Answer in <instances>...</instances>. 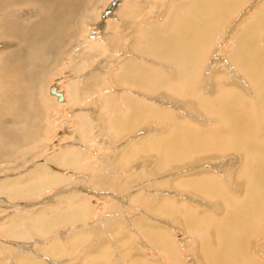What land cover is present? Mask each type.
Wrapping results in <instances>:
<instances>
[{
	"label": "bare ground",
	"instance_id": "bare-ground-1",
	"mask_svg": "<svg viewBox=\"0 0 264 264\" xmlns=\"http://www.w3.org/2000/svg\"><path fill=\"white\" fill-rule=\"evenodd\" d=\"M97 1H99V0H0V37L2 38V39H0V51L5 50V49L9 50V51H5L3 53V55L1 54L2 56H0V112H7L6 110H9V112H10V116L8 119L1 120V117H0V148H3V149L7 148L6 145L9 143V141H11V143L20 144L19 146H16V147H21L24 144L23 140L25 138V135L28 133V131L30 130V128L33 125L35 126V124L37 123V120L40 119V117L37 115L36 112H41V109L37 106L35 99H34V95H35V91H36V87H37L38 83L40 81H42L41 85H44V83L46 82L47 76L52 73L51 71H52L54 66L52 67L51 65L57 61V58L60 57V54H61V52L59 51L60 47L64 46V44L65 45L68 44V38L70 37V34H71L70 29L72 27L74 28V36H76V34L79 33L80 28H78V24H80L84 20L83 15L85 14V11H87V6L90 5V3L94 5V3ZM121 1H123V0H116L112 6V10L109 13H107L106 16L100 18V13H99V17L97 18L96 22L93 23L97 30H101L103 27H105L108 19L111 18L113 20V19L119 18L118 14H117V5ZM215 1H216L215 4H211L212 2H215ZM230 1L232 3H235V4H239V3H242L244 0H230ZM230 1L229 2L226 1V3L223 4L224 0H219L218 2H217V0H184L183 5L180 4V6L174 7L173 10L170 12L171 14L167 16L171 21L168 20L167 18L164 19L166 21H169L168 23L166 22V26H169V31H170V34H168V36H164L162 34L163 31H161L160 28H159V30H154V27H153V29L150 30L149 29V26H150L149 23L146 24V28L144 27V30H142L143 28L137 29V31L142 30V33L147 35V37H145L147 40L149 39L152 42L160 45L161 48H159L158 56H157V58H155L156 60H154L152 62L153 64H155L156 66H159V67H157L156 69H154V68L151 69V68H149L148 63H146L147 65L139 64L138 61H135L133 59H129V60H126L123 62L124 73L122 75H120L117 82L122 81L121 83H123V85H124V83H126L127 87H126V85L125 86L122 85L124 88L122 90L121 98L123 99L125 104H128V105L131 104L134 106L142 107L143 111H141L140 115H141V117L143 116V118L145 120L147 118H150V120L152 119L150 121L151 122L150 125H148V126L146 125L147 127H142L141 129H143V130H140L139 133L134 132V137H139V134H142V135L148 134V133H140L141 131H143V132L146 131V132L151 133L156 128L154 126V123L157 122V120L164 121L163 127L162 128L159 127L160 129H158V133H156V135H154L153 137L148 138L147 141L155 142L156 140L159 141L161 139H166V140L168 139L169 143L167 144L165 149H162V148L160 149L158 146L155 147L156 149H158L159 154L162 155L163 153H165V155L168 157V162L172 163L171 166L165 170L177 169V168L188 163L189 160H185V159H187V157H188L187 154H188L189 150L187 148H183L182 155H179L176 153V149L179 148L181 144H183V143L186 144L188 141H191V140H192V142L188 147L190 148L191 152L193 154H196V155H197L196 148L192 146V143H196L198 145H204L203 147H208V148H213V143H215L214 147H216V150H217V147H225V148L233 147V148H236L238 146V149H240V150H241V148L244 149V147H247L246 143H245L246 140L242 141L243 140L242 138L237 139L236 137H234V134H236L234 130H236L240 124L241 125L245 124V122H242L243 120L241 119V118L244 119V117L237 116L240 114V112H238V110L236 109V104H237V98L235 96L236 93L234 95H229V96H224V94H219V95L213 97L214 98L213 106H215L214 108H215V110H217L216 112H218V115H221V117L224 118L223 121L226 124L229 123V130L230 131L232 130L234 132L229 137H227L226 136L227 133L224 132L226 125H223V123H222V125H220V127H218L219 128L218 133L222 132L221 138H219V140L207 139L205 141V143L203 142V140H200L198 138V134H197L198 130L196 131L194 128H189L185 124L183 125V120H181L182 116H180V115L178 116V115L169 113L166 110H165V112H162V110L160 112L158 110L159 108H156L154 106V104H152L151 106L148 105L147 103L146 104H138V101H137V99H139V97H140V99L146 98L145 95H148V97H149L147 100L148 102H149V100L152 101V98L155 101V103L157 101H159L160 99L165 100V98H166L165 94L166 93L163 92L161 85H162V83L166 82V77L168 78V81H169L168 84L170 85V82H171V84H172L171 86H173V88L176 87L178 90H180V91L182 90V91H186V92L193 90L194 86H195V80H193L194 77L192 78V76H194L195 71L196 72L198 71L197 69L202 70V75L200 76L201 78L199 79L200 83L198 82V84L202 86V91H201L202 93H199V94L197 93L198 94L197 96H199L200 94H203L205 97L211 96V92L209 91L211 89V88H209L211 86V83H209L208 81L211 78V75H212V79H213L214 72L218 71V69L216 68L218 66L216 64H213V66L216 69L211 71L209 74L206 73L205 72L206 71L205 66H204V63H206V59L202 60L200 57L201 53L204 50L203 46L198 45L196 48L192 49V45H194L195 42H200L203 39V36H207V34L203 35V31L208 30L214 22H218V20L222 21L223 19H226V18L228 19L227 15L230 12L229 13L227 12L228 13L227 15H225L226 12L223 14H219L217 17L218 20L215 19L216 16L214 17V12H217V11L221 12L222 10H227V9L231 10L232 4H230ZM132 2H134V1H132ZM157 2H159V1H157ZM107 3H108V1H107ZM255 3H256V0L254 1L253 4L255 5ZM127 4H128V2H127ZM176 4H178V3L176 2ZM235 4H233V5H235ZM17 5H19L18 8H16ZM20 5H21V7H20ZM172 5H174V4H172ZM261 5H263L262 6L263 9L258 10V14L254 16V19H253L254 22L252 21L251 23H246L243 27L245 29V32H246V30H249L248 33H245V35H248L247 41L245 42V44H248V50H246V51L243 50L241 52H237L239 50V39L234 38L233 46L231 48H229L227 45V47L230 50L228 49L229 52H227L226 57L228 59L230 58L229 59V61H230L231 57L240 56L241 57L240 61L248 63V64L246 63L248 73L245 77L247 78V80L248 79L252 80V81L256 80L258 82V85H260L263 88L261 90L262 91L261 98L257 102L261 106L262 111H264V40L262 39L261 41H256L257 43L259 42L258 45H260V42L263 44V45L261 44V47L255 46V43H256L255 38L256 37L260 38V39L264 38V0L261 2ZM125 6H127V5H125ZM12 8L14 9V11H12ZM149 8L151 9L150 5H149L147 10H149ZM147 10H146V12H147ZM124 11H125V9H124ZM239 12H241V11H239ZM139 13L141 14L140 10H139ZM7 14H9V15L7 16ZM138 14H135V15L138 16ZM140 14L138 17H141ZM160 17H163V16H159V18ZM133 18L131 20H133ZM160 19H162V18H160ZM162 21H160V22L163 23ZM173 23H174V26L176 28L173 27ZM158 25H159V23H158ZM224 27H226V26H224ZM225 36H224V38H225ZM235 36L237 37V35H235ZM140 38H136V41H134L136 45L139 44L138 41L140 40ZM228 41H230V40H228ZM233 41L231 40V43ZM214 42H216V41H214ZM166 43H169V45H171V48H172L171 50L169 49L168 51H164L165 48H162V47L166 46ZM220 43H222V42H220ZM87 44H90V43L87 42ZM130 44H131L130 46L132 47V48L130 47V51L132 52L131 56H133V57L142 59L141 56L142 57L147 56L149 51H150L149 48H146L145 44H142V45L139 44L140 50L134 51V43H130ZM168 47L169 46H166V48H168ZM110 48H111V46H109V49ZM113 49H114V46H113ZM109 51L110 50H107V52H109ZM95 52H97L96 49H95ZM178 52H184V54H186L187 52H190V54L192 55L190 64H186V63L180 64L178 62V61H180V59L177 56ZM79 53L80 52L78 51L77 57L75 56V53H74V55L71 54V55L75 56V58H73V59H75V60H77V62H79V64L76 62L78 65L76 63H74L79 68V70H77L79 72V74L78 75L74 74V75L79 80L84 81V82H82L83 83L82 85H79V86H82L81 89L84 87L86 89L84 88L81 90L79 88L81 91L77 92L78 91L77 87H79V86H77L74 82V84H71V89H69L70 91L67 92L62 88L63 86L60 84V81H58L59 77L56 78L55 80H53L51 82V84H54L56 87V90L60 91L62 94V99L61 100L56 99L57 102H65V101H69V100H72L71 103L73 102V100L78 102L77 98L79 100L87 98L86 102H89L91 99H96V100H94V103L91 104L93 108L95 107V110H93V108H91L92 111L95 112V116L93 117L94 119L91 121V119L89 118L88 121L90 123L96 119L95 122L99 123V122H101V119L98 116V108L100 105L97 101L98 98L96 96L98 94H94V91L98 90L97 85L99 84V82H98V76L99 75L96 74L98 70L97 71L93 70L94 68H96L95 65L93 67L92 66L89 67V59H91L90 56H86L84 54L79 55ZM86 53H88V52H86ZM93 54H94V52H93ZM103 56H104V53H103ZM218 56H220V55H218ZM105 58H107V57H105ZM116 58H117V56H116ZM221 58H223V57H220L217 61L222 62ZM102 59L99 60L101 63L103 61ZM186 61L187 60H185V62ZM71 62H73V61H71ZM59 64H61V63H59ZM129 64H131V65H129ZM210 65L211 64H209V66ZM72 66H73V64H72ZM153 66L154 65H152V67ZM237 67H239V66L237 65ZM220 69L222 70L221 67H220ZM166 70L168 71V75L165 77L164 72ZM173 71L177 72L179 74V76L177 75V73H174ZM187 73L190 76V78L186 77ZM222 75H223V73H222ZM203 76L205 77V79L203 78ZM207 76H208V81H206ZM224 76L228 78V76L226 74H224ZM242 76H244V75H242ZM236 77L241 78L240 75L236 76ZM60 80H61V78H60ZM228 82H230V80H228ZM232 82L234 84H236L234 81H232ZM51 84L48 85V88ZM46 85H44L45 88H46ZM128 85H132L133 87L130 89ZM108 87L109 86H103L100 89H106ZM261 87H259V88H261ZM256 89L258 90L257 87H256ZM39 92H40V90H39ZM38 94H37V96H38ZM40 94H41V92H40ZM49 94H50V92L48 91V95ZM104 94H106V99H109L110 94L107 92V89H106V92ZM50 95L52 97L54 96L56 98L55 95H52V94H50ZM136 95H138V96H136ZM168 95H167V97H168ZM172 96H173V94H172ZM66 97L68 98V100ZM46 98H48V97H46ZM244 99H245V97H244ZM188 100L190 101V98ZM203 100L205 102L203 101V103L201 105H199V108L201 109V107L203 106V110L205 108L204 111H208L209 108H211V107H206L207 104L209 103V99L204 98ZM40 101H42V100L40 99ZM43 101L45 102V100H43ZM168 101L170 102L169 99H168ZM84 102H85V100H84ZM171 102L177 103L178 106H180L181 108L183 107V105H185V103L190 104V102L186 101V99H184V98L183 99L180 98V100L174 99V100H171ZM253 103H254V101H253ZM257 104H255V105H257ZM43 105H42V107H43ZM243 105H244V103H243ZM248 106H249V104H248ZM88 107L89 106L86 107V104H83V102L81 103V105H80V103L77 104V108H75V106H74V108H75L74 112H77L74 120L75 121L80 120L83 125H81V124H77V125L82 127L84 130L88 126H90V125H87V122L85 121L86 118L83 115V112H85V113L87 112L86 110ZM96 107H97V109H96ZM33 109H35L36 112H33ZM113 111H115V110H113ZM131 112H133V114H134V119H133L132 113H130L128 116L130 120H133L131 122V124L138 123V110H137V108L132 107ZM246 114H247V112H246ZM73 115H74V113H73ZM126 115H128V113ZM186 115L188 118H189V116H192L191 120H193V121H196L198 118V121H200V123H204V124L205 123L208 124L209 122L213 121L214 117H216L215 114H212L210 112H199V116L196 113L192 114L191 112H188V113L186 112ZM240 115H242V114H240ZM36 116H38V119H36L37 118ZM237 117L238 118L240 117L239 118L240 121L237 120ZM183 118H185V117H183ZM141 119H140V121H141ZM245 120H247V118ZM201 121H203V122H201ZM214 121H216V120H214ZM247 121H246V123H247ZM114 123H115V120H114ZM116 123H118L117 124L118 128L122 129L121 132L118 131V133H120V135H121V133L123 131H126V129H127V128L123 129V127H124L123 124H125V122L120 120V116H119L118 122H116ZM8 124H10L12 126L11 131H7L5 129V126L7 127ZM97 124H96V126H97ZM99 124H101V123H99ZM170 124H172V125L169 128L170 132H168V127ZM29 125H31V126H29ZM247 125H249V124H247ZM93 126H94V124L92 123V128H93ZM260 126L262 127V125H260ZM240 127H244V126H240ZM249 127H250V125H249ZM180 128L183 130L179 132L178 129H180ZM262 129H264V128H262ZM35 130H36V128H35ZM95 131L97 132V130H95ZM20 132L22 133L21 136H19ZM32 132H33V130H32ZM32 132H29V133H30V135L33 136ZM72 133H73V130H72ZM85 133H87V131ZM202 133L205 136H210L212 138V135H211L212 132L211 131L209 132V131L204 129V131H201L200 134H202ZM247 133H249V132L247 131ZM90 134H91V131H90ZM135 134H138V135H135ZM167 134L169 136L166 137ZM161 136H162V138H160ZM243 136H245L244 133H243ZM87 137H89V136H87ZM245 137L247 139V136H245ZM77 138H78V136H77ZM32 139H33V137H32ZM257 139H258V136H257ZM37 142H39V141H37ZM35 144H36V142H35ZM262 144H263V141H262ZM248 145H250V144H248ZM37 146H38V144H37ZM85 146L86 145H84V147ZM149 146H154V144L149 143ZM14 147H15L14 145L11 146V148H10L11 151L9 150L10 153H8L7 150L5 151L7 153H5L4 151L2 153H0V162L2 160L4 162V159L9 158L10 156H13L12 149ZM25 147L28 148V146H25ZM24 148L23 147L20 148V149H22V152H24V150H23ZM113 148L116 151V147H113ZM213 149H215V148H213ZM218 149H221V148H218ZM1 150L2 149H0V151ZM120 150L121 149H119V151ZM216 150H215V152H216ZM258 150L261 151L260 153H261L262 157H260V160H259L260 162L258 163V165L253 170L256 171L257 173H259V172L261 173L264 171V146H262L261 149H258ZM250 152H252V151H250ZM3 153H5V154H3ZM24 153H27V151H25ZM208 153H209V151H208ZM148 155L150 157H152V154H148ZM68 156L69 157L66 156L67 159L65 158L61 164L62 166L65 164V166H63V167H66V165H73V163H74V165H76L75 162H77V161H76L75 154L73 152L72 153L69 152ZM214 158H215V156H212V155L209 156L208 158L207 157L202 158V157L197 155L195 160H191L189 162V164H190V166H193L195 164H197L195 166H198V165H201V164H198L200 161H205L204 163H207L210 160H213ZM218 159L219 158L217 156V159H215V160H218ZM149 160H150L149 157H147L146 159H144L142 161L143 167L145 166L144 162L149 161ZM223 160H225V158ZM85 163L86 162H83L82 164L77 163V165L80 164L78 167L82 168V166H85ZM106 163L113 164L114 162H112L111 160H108L107 162H105V164ZM215 164L218 165L217 162ZM119 165H121V164H119ZM140 165H138V167ZM67 167H69V166H67ZM115 167H117L116 163L111 165L108 169L106 167L107 173L109 175H111L110 172H114L116 169L121 168V167H118V168H115ZM43 168H44V166L38 167L37 172H39V176L37 178H35L34 177L35 175H33L30 179H29V177H30L29 176V177L21 178L20 180L13 181V182L8 180V179H2L3 182L1 183V181H0V192L1 191H7L9 193H6V194H10L11 196H13L16 199L19 198V199L31 200V199L36 198L37 196L41 195L43 193V190L46 188H49V186H52V185L53 186H56V185L59 186L61 183H63L64 180H62L61 178H59L57 180L58 177L54 172L49 171L48 169L44 170ZM216 169H218V168H216ZM190 170H192V169H190ZM195 170H196V168H195ZM108 171H110V172H108ZM198 171L199 170H197V172ZM206 173L210 177L214 176L215 178L219 179V175L215 171H213V172L206 171ZM231 174H232V172H231ZM194 176H196V175H194ZM194 176L192 177V178H195L193 180H191L190 178L187 177L189 179V181H187L186 183H188L190 181L192 182L193 186L191 189H190L191 186H188V184H185V180H188V179H185L184 183H181V182H183L182 178H181L180 182H178L175 179L177 182L176 184L180 183V185H177L178 190H175V191L169 190L167 188L169 186H165L166 187L165 189H159L160 192L162 191L163 194L169 192V193L177 194V196H178V193L185 191V189L187 188V190H189V194H191L190 197H188L189 195L187 197L192 198L191 201L193 202V204H192V202H188L189 204L186 203L185 205H183L185 203L184 200L177 198V196H174L172 198L173 202L175 203V205L177 207L178 206L183 207V210L181 209V207L179 208L181 213H182V216H181L182 222L178 221V224H179L178 226H179V228H181L183 230V232L185 234L184 238H186V243L189 242V244L192 245L190 252L191 251L193 252V249L195 251V248H196L195 246L197 245L198 246L197 251H199V253H201L202 255H207V256L210 255L211 250H213L211 248L210 244L213 243L212 241L216 242L217 238L219 240H221L219 238V236H221V238L223 240L225 239V242H227L229 244H230V242H232V245L235 248L236 247V241H240V240L242 241L244 239H247V237L250 236L251 232L254 231V224L258 220H262L261 226L259 227V229L255 230V232H256L255 237L251 238V240L247 244H244L241 247L242 252L245 255L243 264H255L254 261L257 262L258 259H259L258 264H261L262 258L260 259L258 257V255L260 253L257 254V252L254 251L253 246H254V242L261 244V245L264 244V205L260 203L261 199H258V201H257V198H259V197L264 198V185H260L258 182L254 183L255 180H252L251 182H249V184L250 185L254 184V186H253V189H251V191H249V192L247 191L246 188L243 190L244 193H242V191L241 192L238 191V193H237L236 192L237 189H235V191L233 189V194L236 196V199H235L233 205L230 206L229 203H227V205L225 206L222 202H219L220 199L218 200V198L215 194L217 186L216 187L214 186V182L208 183L209 181L206 180L205 176L202 174V171H200L196 177H194ZM33 177H34V179H32ZM116 177L113 175L110 176V178H112V180L115 179ZM124 177H125V175H124ZM119 179H120V177H119ZM172 180L173 179H166L162 183H172ZM225 180H226V178H225ZM227 181H229V179H227ZM232 181L234 183L235 179H232ZM248 181L249 180H247V182ZM238 182L241 183V180L238 179ZM190 183H189V185H190ZM229 183H231V182L229 181ZM229 183H227V184H229ZM163 185H166V184H163ZM62 186L64 187V185H62ZM184 187H186V188L184 189ZM257 187H258V191L256 192L255 189ZM87 188H88V186H87ZM113 188H115V187H113ZM227 188H233V187H230V185H228ZM59 189H61V188H59ZM83 189H81V191L84 192L85 189L84 190ZM88 189L90 190V188H88ZM118 189H120V188H118ZM155 189H157V188H155ZM228 190H231V189H228ZM57 191L61 192V191H63V189L57 190ZM131 191H133V190H131ZM85 192H86V190H85ZM231 192H232V190L228 191V196ZM151 193H153V191ZM240 193H241V195H240ZM153 194H155V193H153ZM65 197H68V196H65ZM83 198H85V197L83 196ZM46 199L47 200H44V203H48V205H51L53 202L52 197L46 198ZM143 199H144V197H143ZM197 199H199V200H197ZM121 200L122 199H118V201H121ZM135 200H137V198ZM137 201H139V200H137ZM164 201L165 200H162V199L160 200V204H159L160 207H157V212L163 213V214L169 216V214H170L169 211L172 210V207L169 205V203L164 202ZM32 203H26V204L22 203V204H20V206H22L24 208L28 207V206L32 207L33 205H28V204H32ZM131 203H134V202H131ZM142 203L146 204L144 202H142ZM122 204H121V206L124 207V204L123 205ZM126 204H129V203H126ZM88 205H89L88 203L85 204L83 201H81L79 199H76L74 203H70V204H67L63 201L62 203L60 202L55 207L46 206L43 209H39L38 213L32 214L29 216V218L28 217L26 218L27 222H25L26 224L24 226L21 225L22 223H18V222L8 223L5 226V228H0V236L6 237L7 240H14V238H12V237H15V238L20 239L21 241L17 240V242L14 241V243L12 242V243L5 244V246H3V250L0 252V256H1L2 252H4L5 255L2 256L0 259L3 260V258H5L7 261L9 260V263H11V261H14L15 259H17L18 264H42L40 261L44 260L45 257H47V258L53 257V258L58 259L59 255H60V257H65V258H63V260H60V261H57L56 259H53L54 261L48 260L47 264H68V263H65V261H67V258L69 257L68 260L72 259V258H70L71 257L70 254L76 256V249L81 246L80 248L84 247L83 250H84V252L86 251L85 255H83L82 257L80 256V258L78 257V260L76 261V263H74L75 262V260H74V262H70V264H82L81 261L85 260V259L89 260L88 264H117L116 261H120V263H118V264H124L125 257H129V259H132L133 262H135V263L139 262L138 264H140V260H145L147 262L151 261L150 264H153V261H152L153 258L151 256L150 257L146 256L145 255L146 253H143L141 251V248L138 246L137 242L132 241V237L130 235V232L127 231V234L124 235V232H126V230H125L126 226L124 227L123 223H124V220H127V217H129L130 214H129V216H127V214H123L122 216L126 215L124 220L116 219V217H120V213L118 212L120 210V208L118 207V205H116L115 208L109 207V209L107 210L108 213H105L106 216L102 217V219L100 221H97V222L95 221V222L89 223L88 219H90V217L88 218V215L92 211H91V209H89L88 212L85 210L86 206H88ZM218 208H221V212H219V213H217ZM151 210L154 212L155 209H151ZM123 213H124V210H123ZM100 216H102V215H100ZM147 217H148V219L154 218L153 216H150V215H148ZM138 218H140L141 220L137 219V222H136V219H134L133 222H131V225H132V229H136V232H137V234H139V237H140V235L142 237H144V239L147 241L146 244L148 246L150 245L151 248H154L155 250H157L160 253H167V255H170V253L172 251V253L174 254V258L177 262L176 264H182L181 257L178 253L179 249L176 248V247H178V245L173 244L174 241H173V243H171L170 247H168L166 245V235H167L166 229L163 227H158V226H153L152 224H148L147 218L144 216H138ZM221 218H223L222 220H224L225 222L221 221ZM95 219H96V217H95ZM211 222H214L216 225H213ZM222 222H224L225 226L228 224L229 225L228 228H224L223 226H221ZM96 223H97V225H96ZM134 223H135V226H134ZM125 224H127V223H125ZM237 224H238V230H237V232H235L234 228ZM66 225H67V231L69 234H68V236H62V233L66 232V230H65ZM166 225H168V223ZM26 226H28L29 228L33 227L34 232L36 233V235H38L37 239H41V237L43 236L42 234L45 232L49 233V232L56 230V229L57 230L61 229V230L58 231V235L56 234L53 236L52 243H50L49 246L47 245L48 246L47 247L46 245L41 246V243H42L41 240L35 239L37 242V245H32L30 242H27V238H26L27 237V229H24V227L26 228ZM106 228H110V230H108L109 231V237L107 238V242H108L107 244L105 242H103L104 239L100 236L106 230ZM118 234L120 235V238H118L120 240V242L116 241V243H115L113 241V239L117 238ZM47 235H45V236H47ZM128 235H130V236L128 237ZM10 236H12V237H10ZM91 236H95V237L98 236V239L101 240L102 244H100L98 246H94L89 241ZM67 237L70 238V241H69L71 244L70 250H65L66 247L64 246V242H65L64 239ZM59 238H61L63 241L60 240ZM226 239L230 240V242L226 241ZM114 243L116 246L110 248V246H112ZM141 243H140V245H141ZM227 243H225V244H227ZM172 244H173V246H172ZM0 245H3V244L0 243ZM85 245H91V248L88 249L90 252L87 251ZM104 245H108V247H109V250L108 251L106 250V254L108 255V259H107V257L104 256L105 255V253L103 252L105 250ZM142 245H145V243H142ZM218 245H221V244H218ZM35 247H38L39 251H41L40 252L41 254H39L40 255V259H38L39 261H34L29 257V255L36 253L35 251H38L35 249ZM224 248H227V247H224ZM224 248H223V251H224ZM79 249H77V251ZM112 249H113V253H112ZM142 249H143V246H142ZM16 250H21L22 252H16ZM23 254H25V256H23ZM220 254H223V252ZM246 254L251 255L252 262L251 261L248 262ZM140 256L142 257V259L141 258L137 259ZM217 256H219V255H217ZM143 257H144V259H143ZM212 257H214V256H212ZM165 258L168 259L169 257L167 258V256H165ZM209 258H210V256H209ZM209 258L208 257H207V259L204 258L205 264H212L209 262V260H208ZM111 259H114V260H111ZM67 262H69V261H67ZM147 262H144V263L147 264ZM218 262H217V264H218ZM229 262H230V264H232L231 261H229ZM203 263H204V261H203ZM171 264H173V263L171 262ZM174 264H175V261H174ZM234 264H235V262H234Z\"/></svg>",
	"mask_w": 264,
	"mask_h": 264
},
{
	"label": "rangeland",
	"instance_id": "rangeland-1",
	"mask_svg": "<svg viewBox=\"0 0 264 264\" xmlns=\"http://www.w3.org/2000/svg\"><path fill=\"white\" fill-rule=\"evenodd\" d=\"M107 1H109V0H107ZM107 1L106 0H99V1L95 2L94 5L90 3V5L87 6V11H85V14L83 15L84 20L80 24H78V28H80L79 33H77L76 36H74V28L72 27L71 28L72 30L70 29L71 34H70V37L68 38V44L67 45L64 44V46L60 47V50H59L61 52L60 57L57 58V61L51 65L52 67L54 66L52 71H51L52 73L49 74L46 78L45 83L47 85L44 83V85H46L47 89L45 88L44 85H41L42 81L39 82L40 84L38 83V85L36 87L34 99H35L37 106L41 109V112H36L35 109H33V112H36L37 115L40 117V119H38V116H36L37 117L36 119H38L37 123L35 124V126L33 125L30 128L31 131L28 129L29 131L25 135V138L23 140L24 144L21 147H16V146H19L20 144L11 143V141H9V143L6 145L7 148H4V149L0 148V149H2L0 151V153H2L3 151L5 152L6 150L8 153H10L11 146H13V145L15 146L12 149L13 156H10L9 158L4 159V162H3V160L0 162V181H1V183L3 182L2 179H8V180L13 182V181H18L21 178H25V177H29V176H30L29 177V179H30L33 175H35L34 177L37 178L39 176V172H37V170H38V167H41V166H44V168H43L44 170L48 169L49 171L54 172L58 177L57 180L59 178H61L64 181L59 186L58 185L49 186V188H46L43 190V193L41 195H39L36 198H33L31 200L19 199V198L16 199L13 196H11L10 194H6L9 192L1 191L0 192V228H5V226L10 222L22 223L21 225L24 226L26 224L25 222H27L26 218L27 217L29 218V216L32 214L38 213L39 209H43L46 206L55 207L60 202L62 203L63 201L67 204H70V203H74L76 199H79V200L83 201L85 204L86 203L89 204L85 208V210L87 212L89 209H91V211H92L88 215V218L90 217V219H88L89 223L95 222V221L96 222L100 221L102 219V217L106 216L105 213H108L107 210L109 209V207L115 208L116 205H118V207L120 208V210L118 211L120 213V217H116V219L124 220L126 215L125 216H122V215L127 214V216H129V214H130V216L127 217V220H124V223H123L124 227L126 226L125 227L126 232H124V235L127 234V231L130 232V235L132 237V241L137 242L138 246L141 248V251L143 253H146L145 254L146 256H148V257L151 256L153 258V260H152L153 264H166V263L171 264V262L174 264V261L176 264L177 262L174 258V254L172 253L171 250H170L171 251L170 255H167V253L158 252L154 248H151L150 245L148 246L146 244L147 241L144 239V237H142L141 235L139 237V234H137L136 229H132L131 222H133L134 219H136V222H137V219L141 220L140 218H138V216L146 217L148 224H152L153 226L163 227L166 229V231H167L166 245L168 247H170L171 243H173V241H174L173 244L178 245V247H176V248L179 249L178 253L181 257L182 264H205L204 258L207 259V257L209 258V256H210V258L208 260L212 264H214V263L217 264L218 261H219L218 264H230L229 261H231L232 264H234V262H235V264H243L245 255L242 252L241 247H242V245L247 244L251 240V238L255 237V233H256L255 230L259 229V227L261 226L262 220H258L254 224V231L251 232L250 236H248L247 239H244L242 241L241 240L236 241V247L235 248L233 247L232 242H230V240L226 239V241L230 242V244H229V243L225 242V239L223 240L221 238V236H219V238L222 241L219 240L218 238H217L216 242L212 241L213 243H211L210 245H211V248L213 250H211L210 255L207 256V255H202L201 253H199V251H197L198 250L197 245L195 246L196 247L195 251L193 249V252L192 251L190 252L192 245L189 244V242L186 243V238H184L185 234H184L183 230L181 228H179V226H178L179 225L178 221L182 222V217H181L182 213L179 209L181 206L177 207L172 200V198L174 196H177V194H173V193H169V192L163 194L162 191L160 192L159 189H165L166 188L165 186H169V187H167L169 190H174V191L178 190L177 185H180V183L176 184L177 183L176 180L178 182H180L181 178H182L183 182H181V183H184V180L188 179V178L193 180L195 178H192V177L194 175L197 176L199 174V172L202 171V174L205 176L206 180L209 181L208 183L214 182V186L215 187L217 186L215 194H216L218 200L220 199L219 202H222L225 206L227 205V203H229V205L231 206V205H233V203L236 199V196L233 194V189H234V191H235V189H237L236 190L237 193H238V191L239 192L242 191V193H244L243 190L246 188L247 191L249 192V191H251V189H253V186H254V184L253 185L249 184V182H251L252 180H255L254 183L258 182L260 185H264V171L261 173L260 172L257 173L256 171L253 170L258 165V163L260 162L259 161L260 157H262V155L260 153L261 151L258 149H261V147L264 146V136H263L264 135V133H263L264 129H262V128H264V115H263L264 111H262L261 106L257 102L261 98V95H262L261 90L263 88L260 85H258V82L256 80H253V81L249 80V79L247 80V78L245 76L248 73V71H247V64L248 63L246 62L247 63L246 64L245 62L240 61L241 60L240 56H233V57H231L230 61H229L230 58L228 59L226 57L227 52H229V50H230L229 48H231L233 46L234 38L239 39V50L237 52H241L243 50H245V51L248 50V44H245V42L247 41L248 35H245V33H248L249 30H246V32H245V29L243 27L246 23H251L253 21L254 16L258 14V10L263 9L262 8L263 5H261V2L263 0H256L255 5L253 4L255 0H244L242 3H239V4L232 3L230 0H224L223 4H225L226 1L227 2L230 1V4H232V9L231 10L230 9L222 10L221 12H218V11L214 12V17L216 16L215 19L218 20L217 17L219 14H223L226 12L225 15H227L230 12L227 15L228 19L226 18V19H223L222 21L218 20V22H214L208 30L203 31V35L207 34V36H203V39L201 41L199 40L200 42H195L194 45H192V49L196 48L198 45L203 46V49L205 51L203 50L200 57L202 60L206 59V63H204L206 73L209 74L214 69H216V68L218 69V71L214 72L213 79H212V75H211V78L209 79V81H208V76L206 79V81L211 83V86H212L211 87L209 85L210 86L209 88H211L209 90L211 92V96L205 97L203 94H200L199 96H197L199 93H202L201 92L202 86L198 84V82L200 83L199 79L201 78L200 76L202 75L201 69L200 70L197 69L198 73L195 71L194 76H192V78L194 77L193 80H195L194 89L187 91V92L182 91V90L180 91L176 87L173 88V86H171L172 85L171 82H170V85L168 84L169 81H168V78L166 77L168 75V71L166 70L164 72V76L166 77V82L162 83V85H161L163 92L166 93L165 94V96H166L165 100L160 99L159 101H157L155 103V101L152 98V101L149 100V102H148L147 101L149 98L148 95H145L146 98H144V99L143 98L140 99V97H139V99H137L138 104H146L147 103L150 106L152 104H154V106L156 108H159L158 110L160 112H161V110H162V112H165V110H166L169 113H172V114H175L178 116L179 115L182 116L181 120H183V125L185 124L189 128H194L196 131L198 130L197 131L198 138L200 140H203L204 143L207 139L219 140V138H221L222 132L218 133V130H219L218 127H220V125H222V123H223V125H226L224 132L227 133L226 134L227 137H229L235 131L236 134H234V137H236L237 139L242 138L243 139L242 141L246 140L245 143H246L247 147H244V149L241 148V150L238 149V146L236 148H233V147H231V148L217 147V150H216V147H214L215 143H213V148H215V149L203 147L204 145H198L196 143H192V146L196 148V152H197L198 156H200L202 158H205V157L208 158L211 155L215 156V158L213 160H210L207 163H204L205 161H200L198 164H201V165H198V166H195L197 164H195L193 166H190V164H189V162L191 160H195V158L197 157V155L193 154L191 152L190 148L188 147L191 144L192 140L188 141L186 144L183 143L180 145L179 148L176 147L177 148L176 153L179 155H182L183 148H187L189 150V152L187 154L188 157L185 160H189V161L187 164H185V165H183L177 169H173V170H165V169L169 168L172 163L168 162V157L165 155V153H163L161 155V154H159L158 149L155 148L156 146H158L160 149L161 148L165 149L167 144L169 143L168 139L167 140L161 139L159 141L156 140L155 142L147 141L148 138L153 137L154 135H156V133H158V129L163 127L164 121L157 120V122L154 123V126L156 128L151 133L146 132V131H144V132L141 131L140 133H148V134H145V135L139 134V137H134V132L139 133L140 130H143V129H141L142 127H147L148 125H150V123H151L150 121L152 119L150 120V118H147L145 120L143 118V116L141 117L140 114H141V111H143L142 107L134 106L131 104L128 105V104L124 103L123 99L121 98V94H122V90L124 88L123 86H125L126 83H124V85H123V83H121L122 81L117 82V80L120 77V75H122L124 73L123 62L126 60H129V59H133L135 61H138L139 64H143V65H147L146 63H148L149 64L148 66L151 69H153V68L156 69L157 67H159V66H156L155 64H153L152 62L154 60H156L155 58H157L159 48H161V47H160V45L152 42L151 40H149V39L147 40L145 38V37H147V35L143 34L142 30H144V27L146 28V24L149 23L150 24V26H149L150 30L153 29V27H154V30H159V28H160L161 31H163L162 34L164 36H168V34H170V31H169V26H166V22L168 23L169 21H166L164 19L167 18L168 20H170L167 16L171 14L170 12L173 10L174 7L180 6V4L183 5L184 0H180V1L179 0H172V1L171 0H155V1L154 0H141V1L140 0H131V1L130 0H123L117 5V14H118L119 18L113 19V20L111 18L108 19L106 22V26L103 27L101 30H97L93 23L96 22L97 18L99 17V13L103 10V8L105 7V4H107ZM132 1H134V2H132ZM157 1H159V2H157ZM218 1L219 0H217V2ZM127 2H128V4H127ZM176 2L178 4H176ZM215 3H216V1L212 2L211 4H215ZM172 4H174V5H172ZM233 4H235V5H233ZM125 5H127L128 7ZM149 5H150L151 9L149 8V10H147ZM18 7H19V5H17L16 8H18ZM20 7H21V5H20ZM153 8L154 9L156 8V9L154 10ZM124 9H125V11H124ZM139 10H140L141 14L139 13ZM146 10H147V12H146ZM12 11H14L13 8H12ZM239 11H241V12H239ZM138 13L140 14V16L142 18L138 17L139 16ZM135 14H138V16H136ZM8 15L9 14H7V16ZM159 16H163V17H160L162 19H160ZM132 18H133V20H131ZM160 21H162L163 23H161ZM157 22L159 23V25ZM174 23H173V27H175ZM224 26H226V27H224ZM138 28L139 29L143 28V29L141 31H137ZM234 34L237 35V37ZM224 36L226 39L224 38ZM136 38H140V40L138 41L140 45L145 44L146 48H149V50H150L147 56H145V57L141 56L142 59L131 56L132 52L130 51V47H131L130 43H134V51L140 50L139 44L136 45L134 42V41H136ZM0 39H2V38L0 37ZM255 39H256L255 42L261 41L262 39L264 40V38L260 39L257 37ZM228 40H230V41H228ZM231 40L233 41L232 43H231ZM214 41H216V42H214ZM87 42H89L90 44H87ZM220 42H222V43H220ZM258 44H259V42L258 43L256 42L255 46L261 47L262 43L260 42V45H258ZM227 45L229 48L227 47ZM109 46H111L110 49H109ZM113 46H114V49H113ZM166 46H169V47L166 48ZM166 46L162 47V48H165L164 51H168L169 49L170 50L172 49L171 45H169V43H166ZM95 49L97 50V52H95ZM107 50H110V51L107 52ZM5 51H9V50L5 49V50L0 51V56H2ZM78 51L80 52L79 55L84 54L86 56H90L91 59H89V67L90 66L93 67L95 65L96 68H94L93 70L99 71V72L97 71V73H96L99 75L98 76L99 84L97 85L98 90L94 91V94H98L96 96L98 98L97 101L100 105L98 108V116L101 119V122H99L101 124H99L98 122H95L96 119L90 123L88 121L89 118L91 119V121L94 119L93 117L95 116V112L92 111L91 108H93V107L91 104H93L94 100H96V99H91L89 102H86L87 98L82 99V100H79L77 98L80 105L83 102V104H86V107L89 106L86 110L87 112L86 113L83 112V115L86 118L85 121L87 122V125H90L91 127L88 126L89 128L87 127L85 130L82 127L77 125V124L83 125L80 120H78V121L74 120V118L76 117V114H77V112H74V110H75V108H77V104H79L78 102L75 101L76 105H74L75 106V108H74V106L72 105L73 102L72 103H71V101L57 102L56 98L54 96L52 97L50 94L48 95V85L51 84V82L53 80H55L56 78L59 77L58 81H60V84L65 89V87H67V85H68V81H71L72 79L75 78L76 74L77 75L79 74V72L77 71V70H79V68L77 67L79 62H77V60L73 59V58H75V56L77 57ZM86 52H88V53H86ZM93 52H94V54H93ZM74 53H75V56H73ZM103 53H104V56H103ZM71 54H73V55H71ZM217 54L220 56H218ZM116 56H117V58H116ZM177 56L180 59V61H178L180 64H183V63L190 64L191 56H192L190 54V52H187L186 54H184V52H178ZM105 57H107V58H105ZM218 57L219 58L223 57V58H221L222 62L217 61L219 59ZM100 59L103 60L102 63L99 61ZM184 59L187 61L185 62ZM71 61H73V62H71ZM59 63H61V64H59ZM74 63H76L77 65H75ZM72 64H73V66H72ZM209 64H211V65L209 66ZM213 64H216L218 67L215 68L213 66ZM129 65H131V64H129ZM152 65H154V66L152 67ZM237 65L239 67H237ZM220 67L222 68V70L220 69ZM173 72L177 73L175 71H173ZM236 72L237 73L239 72V73L237 74ZM222 73H223V75H222ZM224 74H226L228 76V78L225 77ZM177 75L179 76L178 73H177ZM187 75H188V73L186 74V77L190 78V76L189 75L187 76ZM239 75L241 76V78L236 77ZM242 75H244V76H242ZM60 78H61V80H60ZM203 78L205 79L204 76H203ZM228 80H230V82H228ZM232 81H234L236 84H234ZM80 84L81 85L83 84L82 81ZM254 85L258 88V90L256 89V87ZM103 86H109L108 88H106L107 92L110 94L109 99H106V94H104L106 92V89H100ZM128 86L130 89L133 87L132 85H128ZM126 87H127V85H126ZM259 87H261V88H259ZM39 90H40L41 94H40ZM37 94H38V96H37ZM172 94H173V96H172ZM219 94H224V96H229V95L235 94V96L237 98L236 109L238 110V112H240V114H242V115L239 114L237 116L244 117V119L243 118H241V119L243 120L242 122H245L244 125L240 124L238 126L239 129L235 128L236 130L230 131L229 130V123L226 124L223 121L224 118H222L221 115H218V112H216L217 110H215V108H214L215 106H213V100H214L213 97L217 96ZM167 95H168V97H167ZM45 96L48 98H46ZM136 96H138V95H136ZM244 97H245V99H244ZM180 98L186 99V101L190 102V104L185 103V105H183V107L181 108L180 106H178L177 103L171 102V100H174V99L180 100ZM189 98H190V101L188 100ZM204 98L209 99V103L207 104L206 107H211V108H209L208 111H204L205 108L203 110V106L201 107V109L199 108V105H201L203 103ZM40 99L42 101H40ZM168 99L170 100V102L168 101ZM43 100H45V102ZM84 100H85V102H84ZM253 101H254V103H253ZM243 103H244V105H243ZM248 104H249V106H248ZM255 104H257V105H255ZM42 105H43V107H42ZM132 107H136L138 110V123H134V124H131V122L133 120H130L128 117L130 113L133 114V112H131ZM96 109H97V107H96ZM93 110H95V107L93 108ZM113 110H115V111H113ZM6 111L7 112H0L1 120H5V119L9 118L10 112H9V110H6ZM186 112L187 113L191 112L192 114L196 113L198 116H199V112H210L212 114H215L216 117H214L213 121L209 122L208 124H206V123L204 124V123H200V121H198V118L196 121H193V120H191L192 116H189V118H190L189 119L186 115ZM246 112H247V114H246ZM73 113H74V115H73ZM127 113H128V115H126ZM119 116H120V120L125 122V124H123V126H124L123 129L127 128L126 131H123L121 133V135H120V133H118V131L121 132L122 129H119L117 126L118 123H116V122H118ZM183 117H185V118H183ZM239 118L237 117V120H239ZM246 118L248 121L245 120ZM133 119H134V114H133ZM140 119H141V121H140ZM114 120H115V123H114ZM214 120H216V121H214ZM246 121H247V123H246ZM201 122H203V121H201ZM92 123L94 124L93 128H92ZM96 124H97V126H96ZM247 124H249L250 127ZM171 125L172 124H170L168 127V132H170L169 128ZM260 125H262V127ZM29 126H31V125H29ZM240 126H244V127H240ZM35 128H36V130H35ZM5 129L7 131H11L12 126L10 124H8L7 127L5 126ZM204 129L209 131V132L210 131L212 132L211 133L212 138L210 136H205L203 133L200 134L201 131H204ZM32 130H33V132H32ZM72 130H73V133H72ZM95 130H97V132ZM182 130L183 129H181V128L178 129L179 132ZM84 131L85 132L87 131V133H85ZM90 131H91V134H90ZM247 131L249 133H247ZM29 132H32L33 136L30 135ZM243 133L245 136H247V139L245 136H243ZM21 135H22V133L20 132L19 136H21ZM135 135H138V134H135ZM256 135L258 136V139H257ZM31 136L33 137V139ZM77 136H78V138H77ZM87 136H89V137H87ZM167 136H169V135L167 134L166 137ZM160 138H162V136ZM37 141H39V142H37ZM262 141H263V144H262ZM35 142H36V144H35ZM149 143H153L154 146H149ZM37 144H38V146H37ZM248 144H250V145H248ZM84 145H86V146L84 147ZM25 146H28V148ZM22 147L23 148L25 147L23 150H24V152L27 151V153L22 152V149H20ZM113 147H116V151ZM218 148H221V149H218ZM119 149H121V150L119 151ZM215 150H216V152H215ZM208 151H209V153H208ZM250 151H252V152H250ZM7 152H5V153H7ZM69 152L70 153L73 152L75 154L76 161H77V162H75L76 165H74V163H73V165H66V167H63V166H65V164L63 166L61 164H62L63 160L66 158V156L69 157L68 156ZM5 153H3V154H5ZM148 154H152V157H150ZM217 156L219 159L215 160V159H217ZM147 157H149L150 162L145 161L144 162L145 166L143 167L142 161L144 159H146ZM224 158H225V160H223ZM108 160H111L112 162L117 164V167H115V168H118V167L122 168V169L118 168L119 170L116 169L114 171L115 173L108 171V172H110L111 175H113L115 177L117 176L113 180H112V178H110L111 175H109L107 173V169L111 165H113L114 163L113 164H111V163L105 164V162H107ZM83 162H86L85 166H82V168L78 167L80 164L77 165V163L82 164ZM216 162L218 163V165L215 164ZM119 164H121V165H119ZM138 165H140V166L138 167ZM67 166H69V167H67ZM106 167H107V169H106ZM195 168H196V170H195ZM216 168H218V169H216ZM190 169H192V170H190ZM197 170H199V171L197 172ZM206 171H210V172L215 171L219 175V179L215 178L214 176L210 177L209 175H207ZM231 172H232V174H231ZM124 175H125V177H124ZM196 176H194V177H196ZM34 177L32 179H34ZM119 177H120V179H119ZM224 177L226 178V180ZM166 179H173L172 183H162ZM227 179H229V181L231 183H229V181H227ZM232 179H235V182H234L235 184L233 183ZM238 179L241 180V183L238 182ZM246 179L249 181L247 182ZM187 181H189V179L185 180V184H188V186H191L190 187V189H191L193 186L192 182L190 181L191 183L190 182L186 183ZM189 183H190V185H189ZM227 183H229V184H227ZM163 184H166V185H163ZM62 185H64V187ZM228 185H230V187H233V188H227ZM87 186H88V188H90L91 191L87 188ZM113 187H115V188H113ZM59 188L63 189V191H61V192L57 191V190H61ZM83 188L86 190V192ZM118 188H120L121 190ZM155 188H157V189H155ZM185 188L186 187H184V189ZM81 189H83L84 192L81 191ZM228 189L232 190V192L229 194V196H228V191H231V190H228ZM131 190H133V191H131ZM152 191L155 194L151 193ZM255 191L256 192L258 191V187L255 189ZM240 195H241V193H240ZM65 196H68V197H65ZM83 196L85 198H83ZM187 196L190 197L191 194H189V190H187V188H186L185 191L178 193L177 198L184 200L185 203L183 205H185L186 203L189 204L188 202H192L191 201L192 198H188ZM51 197L53 199V202L51 205H48V203H44V200H47L46 198H51ZM143 197L145 200L143 199ZM136 198L139 201L135 200ZM118 199H122V200L118 201ZM161 199L165 200L164 202L169 203V205L172 207V210L169 211L170 212L169 216H167L163 213L157 212V207H160L159 204H160ZM258 199H261L260 203L264 205V198L259 197V198H257V201H258ZM197 200H199V199H197ZM131 202H134V203H131ZM142 202L146 203L147 205L143 204ZM22 203H24V204L32 203V204H28V205H33V206L32 207L28 206L29 208L28 207L24 208V207L20 206V204H22ZM122 203L124 204V207L121 206ZM126 203H129V204H126ZM192 204H193V202H192ZM151 209H155L154 212ZM181 209L183 210V207H181ZM123 210H124V213H123ZM219 212H221V208H218L217 213H219ZM100 215H102V216H100ZM148 215L153 216L154 218L148 219V217H147ZM95 217H96V219H95ZM222 219L223 218H221V221H224ZM224 222L221 223V226H223L224 228H228L229 225L227 224L226 225L227 227H226ZM125 223H127V224H125ZM135 223H134V226H135ZM167 223H168V225H166ZM211 223L213 225H216L214 222H211ZM96 225H97V223H96ZM24 229H27V237H26L27 242H30L32 245H37V242L35 239H37L38 235H36V233L34 232L33 227L29 228L28 226H26V228L24 227ZM60 230L56 229V230H53L49 233L45 232L42 234L43 236L41 237V239H37V240L42 241L41 246H45V245L49 246V244L52 243V241H53V236L56 234L58 235V231H60ZM65 230H66V232H63L62 236H68V234H69L67 231V225L65 227ZM237 230H238V224L234 228L235 232H237ZM45 235H47V236H45ZM130 235H128V237ZM10 237H12V236H10ZM12 238H14V240H7L6 237L0 236V243L3 244V245H0V248H1L0 252L3 250V246H5V244L12 243V242L14 243V241L17 242V240H20V239L15 238V237H12ZM118 238H120L119 234L117 235V238L113 239V241L115 243H116V241L120 242V240ZM59 239L62 240L61 238H59ZM92 239H95V238H90L89 240H92ZM64 241H65L64 246L66 247L65 250H70V247H71V244L69 242L70 238L67 237L64 239ZM141 242L145 243V245H142ZM224 242L227 244H225ZM115 243L112 246H110V248L115 247L116 246ZM140 243L143 246V249H142V246L140 245ZM173 244H172V246H173ZM218 244H221V245H218ZM223 246L227 247V248H224ZM85 247H86L87 251L90 252L88 249L91 248V245H85ZM79 248H77V249H79ZM83 248H80L78 251L76 249V256L70 254V256H71L70 258H72V259L68 260V258H69L68 257L67 261H69V262L65 261V263L70 264V262H74V260H75L74 263H76V261L78 260V257L80 258V256L82 257L83 255H85L86 251L84 252ZM223 248H224V251H223ZM35 249L38 250V251H35L37 254L33 253V254L29 255V257L34 261H39L38 259H40L39 254H41L40 253L41 251H39L38 247H35ZM253 249L255 252H257V254L260 253L258 255V257L260 259L262 258L261 264H264V262H263L264 261V244L261 245V244L254 242ZM16 252H22V251L16 250ZM103 252L105 253V257H108V255L106 254V250H104ZM222 252H223V254H220ZM4 255H5L4 252H2L0 258ZM217 255H219V256H217ZM246 255H247L248 262H250V261L252 262L251 255L250 254H246ZM23 256H25V254H23ZM165 256H167V258L168 257L169 258L166 259ZM212 256H214V257H212ZM63 258H65V257H60V255H59L58 259L53 258V257L52 258L45 257L44 260H41L40 262L42 264H47L48 260L50 261V260L56 259L57 261H60V260H63ZM140 258L142 259L141 256L137 259H140ZM143 259H144V257H143ZM112 260H114V259H112ZM203 261H204V263H203ZM258 261H259V259H258ZM258 261L257 262L254 261L255 264L256 263L258 264L259 263ZM116 262H117V264L120 263V261H116ZM144 262H147V261L140 260V264H146ZM150 262H147V264H150ZM81 263L82 264H88L89 260H86V259L82 260ZM138 263L139 262H137V263L133 262V260L129 259V257H125L124 264H138ZM0 264H18V260L15 259L14 261H11V263H9V260L7 261L5 258H3V260L0 259Z\"/></svg>",
	"mask_w": 264,
	"mask_h": 264
},
{
	"label": "crops",
	"instance_id": "crops-1",
	"mask_svg": "<svg viewBox=\"0 0 264 264\" xmlns=\"http://www.w3.org/2000/svg\"><path fill=\"white\" fill-rule=\"evenodd\" d=\"M74 80V81H73ZM74 82H75V84L77 85V86H79V85H81L80 83H81V80H79L78 78H74V79H72L71 81H68V85H67V87H65V91H70L69 89H71V84H74ZM82 82H84V81H82ZM81 87L82 86H79V87H77L78 88V91L77 92H79V91H81L82 89H84V88H82L81 89ZM81 90H80V89ZM86 89V88H85ZM67 98V97H66ZM81 98V97H80ZM67 100H68V98H67ZM69 101H72V100H69ZM79 103V102H78ZM72 105H76L75 104V101L73 100V104ZM108 230H110V228H106V230L100 235L103 239H104V242L107 244L108 242H107V238L109 237V231ZM91 238H95V239H92V240H89L94 246H98V245H100V244H102V242H101V240L100 239H98V236L97 237H95V236H91ZM96 243V244H95ZM105 246V250H109V247H108V245H104ZM107 246V247H106ZM108 253V252H107ZM112 253H113V249H112ZM105 256V255H104ZM107 259H108V257H107ZM112 260V259H111Z\"/></svg>",
	"mask_w": 264,
	"mask_h": 264
},
{
	"label": "water",
	"instance_id": "water-1",
	"mask_svg": "<svg viewBox=\"0 0 264 264\" xmlns=\"http://www.w3.org/2000/svg\"><path fill=\"white\" fill-rule=\"evenodd\" d=\"M115 1L116 0H109L108 1V3L103 8V10L100 12V18L106 16L107 13H109L112 10V6L115 3ZM48 91L50 92V94L55 95L57 100H61L62 99L61 92L56 90V87H55L54 84H51L49 86Z\"/></svg>",
	"mask_w": 264,
	"mask_h": 264
}]
</instances>
